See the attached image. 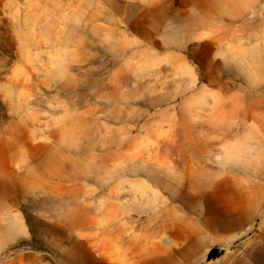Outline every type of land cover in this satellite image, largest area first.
Segmentation results:
<instances>
[{
    "label": "rangeland",
    "instance_id": "1",
    "mask_svg": "<svg viewBox=\"0 0 264 264\" xmlns=\"http://www.w3.org/2000/svg\"><path fill=\"white\" fill-rule=\"evenodd\" d=\"M0 264H264V0H0Z\"/></svg>",
    "mask_w": 264,
    "mask_h": 264
},
{
    "label": "crops",
    "instance_id": "2",
    "mask_svg": "<svg viewBox=\"0 0 264 264\" xmlns=\"http://www.w3.org/2000/svg\"><path fill=\"white\" fill-rule=\"evenodd\" d=\"M98 243H120V242H118L116 240H114V241H105V240H103V241H100Z\"/></svg>",
    "mask_w": 264,
    "mask_h": 264
},
{
    "label": "bare ground",
    "instance_id": "3",
    "mask_svg": "<svg viewBox=\"0 0 264 264\" xmlns=\"http://www.w3.org/2000/svg\"><path fill=\"white\" fill-rule=\"evenodd\" d=\"M220 137V136H219ZM228 139V138H227ZM226 140V139H225ZM222 141V140H221ZM225 143V142H224ZM220 144V143H219ZM221 146V145H220ZM226 147V146H225Z\"/></svg>",
    "mask_w": 264,
    "mask_h": 264
}]
</instances>
